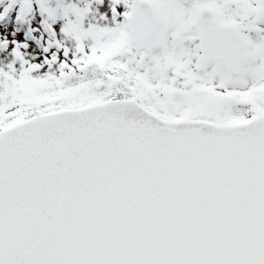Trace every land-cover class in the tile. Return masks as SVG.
Listing matches in <instances>:
<instances>
[{
    "label": "snow or ice",
    "instance_id": "6c2138e0",
    "mask_svg": "<svg viewBox=\"0 0 264 264\" xmlns=\"http://www.w3.org/2000/svg\"><path fill=\"white\" fill-rule=\"evenodd\" d=\"M0 264H264V0H0Z\"/></svg>",
    "mask_w": 264,
    "mask_h": 264
}]
</instances>
